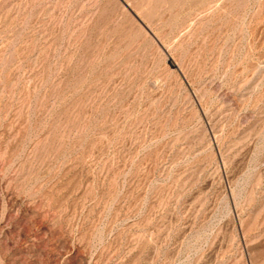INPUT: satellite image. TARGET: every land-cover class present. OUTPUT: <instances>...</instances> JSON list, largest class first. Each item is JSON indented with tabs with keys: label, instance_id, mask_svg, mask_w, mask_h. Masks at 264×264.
<instances>
[{
	"label": "rangeland",
	"instance_id": "rangeland-1",
	"mask_svg": "<svg viewBox=\"0 0 264 264\" xmlns=\"http://www.w3.org/2000/svg\"><path fill=\"white\" fill-rule=\"evenodd\" d=\"M0 264H264V0H0Z\"/></svg>",
	"mask_w": 264,
	"mask_h": 264
}]
</instances>
